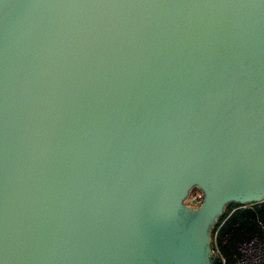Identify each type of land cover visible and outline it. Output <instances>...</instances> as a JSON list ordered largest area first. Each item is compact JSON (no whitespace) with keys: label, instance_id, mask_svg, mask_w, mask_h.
Listing matches in <instances>:
<instances>
[{"label":"water","instance_id":"95a60500","mask_svg":"<svg viewBox=\"0 0 264 264\" xmlns=\"http://www.w3.org/2000/svg\"><path fill=\"white\" fill-rule=\"evenodd\" d=\"M263 202L264 0H0V264H217Z\"/></svg>","mask_w":264,"mask_h":264},{"label":"trees","instance_id":"16d2710c","mask_svg":"<svg viewBox=\"0 0 264 264\" xmlns=\"http://www.w3.org/2000/svg\"><path fill=\"white\" fill-rule=\"evenodd\" d=\"M212 237L225 260L236 261L240 244L250 239L264 242V202L228 205L213 228Z\"/></svg>","mask_w":264,"mask_h":264},{"label":"built area","instance_id":"2783aa9c","mask_svg":"<svg viewBox=\"0 0 264 264\" xmlns=\"http://www.w3.org/2000/svg\"><path fill=\"white\" fill-rule=\"evenodd\" d=\"M202 201V196L198 191L193 192L188 200V203L199 205ZM239 258L230 263L219 252L215 240L212 241V252L215 255L217 264H264V242L258 239H250L237 247Z\"/></svg>","mask_w":264,"mask_h":264},{"label":"rangeland","instance_id":"374dc122","mask_svg":"<svg viewBox=\"0 0 264 264\" xmlns=\"http://www.w3.org/2000/svg\"><path fill=\"white\" fill-rule=\"evenodd\" d=\"M195 192V191H194Z\"/></svg>","mask_w":264,"mask_h":264}]
</instances>
